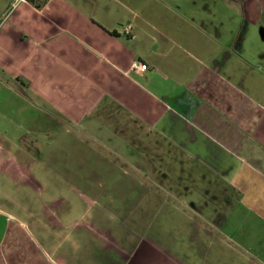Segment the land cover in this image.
<instances>
[{
    "label": "crops",
    "instance_id": "crops-1",
    "mask_svg": "<svg viewBox=\"0 0 264 264\" xmlns=\"http://www.w3.org/2000/svg\"><path fill=\"white\" fill-rule=\"evenodd\" d=\"M260 13L0 0V264H264Z\"/></svg>",
    "mask_w": 264,
    "mask_h": 264
},
{
    "label": "rangeland",
    "instance_id": "rangeland-1",
    "mask_svg": "<svg viewBox=\"0 0 264 264\" xmlns=\"http://www.w3.org/2000/svg\"><path fill=\"white\" fill-rule=\"evenodd\" d=\"M230 13L232 14V17L234 18L235 17L234 12L230 11ZM262 27H264V14L262 15L260 13V17L258 18V23L256 24V26L253 24L246 25L247 35L243 42L244 50L248 58L251 59L254 57L255 58L258 57V63L260 62V64H264V60H262L259 56L260 53L264 51V34L262 32ZM26 200H28V197H18L17 204H18L19 209L21 208V206L23 207V204L26 202ZM12 204H14L15 206L14 202ZM0 206L1 208L10 210L7 206V203L1 202V199H0Z\"/></svg>",
    "mask_w": 264,
    "mask_h": 264
},
{
    "label": "built area",
    "instance_id": "built-area-1",
    "mask_svg": "<svg viewBox=\"0 0 264 264\" xmlns=\"http://www.w3.org/2000/svg\"><path fill=\"white\" fill-rule=\"evenodd\" d=\"M147 65L146 64H139V63H136L134 65V69L135 70H138V71H144L146 69Z\"/></svg>",
    "mask_w": 264,
    "mask_h": 264
}]
</instances>
